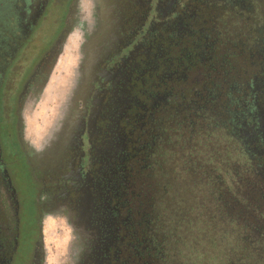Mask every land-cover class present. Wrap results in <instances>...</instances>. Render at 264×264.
I'll return each mask as SVG.
<instances>
[{"label":"flooded vegetation","instance_id":"1","mask_svg":"<svg viewBox=\"0 0 264 264\" xmlns=\"http://www.w3.org/2000/svg\"><path fill=\"white\" fill-rule=\"evenodd\" d=\"M185 141L223 143L264 258V0H0V264H168Z\"/></svg>","mask_w":264,"mask_h":264},{"label":"trees","instance_id":"2","mask_svg":"<svg viewBox=\"0 0 264 264\" xmlns=\"http://www.w3.org/2000/svg\"><path fill=\"white\" fill-rule=\"evenodd\" d=\"M192 145L185 141L181 156H170L165 175L156 180L154 199L170 248L167 263L264 264L245 188L238 191L237 175L226 174L223 143L206 141L196 152Z\"/></svg>","mask_w":264,"mask_h":264}]
</instances>
